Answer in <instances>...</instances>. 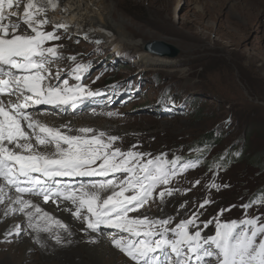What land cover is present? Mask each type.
<instances>
[{"label": "rangeland", "instance_id": "rangeland-1", "mask_svg": "<svg viewBox=\"0 0 264 264\" xmlns=\"http://www.w3.org/2000/svg\"><path fill=\"white\" fill-rule=\"evenodd\" d=\"M108 1L115 5L114 17L124 20L123 27L133 41H124L114 32L105 38L79 29L67 31L53 23L51 14L55 12L49 10L46 17L49 24L43 29L55 31L60 37L45 44L60 46L61 56L49 65L53 74L59 72V78L52 82L63 87L61 82L67 79L69 87L79 86L94 95L81 93L72 103L33 105L27 111H47L58 120L76 116L82 122H90L96 134L105 132V139L119 137L114 148L151 154L145 160L161 154L171 160L176 156L183 161L198 159L169 185L158 186L153 198L138 212L130 213L131 217H172L168 225L172 228L197 213L198 227L192 230H202V235L215 234L213 218L231 222L261 217L264 221V204L256 203L247 210L240 207L248 203V191L260 187L262 175H257L260 179L256 183L255 174L245 173L244 162L232 171L215 174L201 164L205 158L244 145L249 154L264 153V0ZM23 9L21 5V14ZM23 27L20 33L32 34ZM115 30L119 31L120 26ZM153 41L172 44L179 52L176 56L149 52L145 46ZM78 64L85 65L86 71L76 73ZM77 74L80 80L75 78ZM57 179L58 187L79 188L83 183L90 186L106 178L83 177L77 183L75 177ZM197 180L199 184L195 183ZM213 183L221 185L218 191L207 187ZM165 188L179 191L165 195L162 203L158 193ZM205 199L213 203L200 208ZM221 209L230 210L218 215ZM1 211L0 264H94L85 245L94 244L95 237L91 240L81 235L85 230L91 231L82 219L72 218L82 224L80 230L74 231L65 224L68 232L58 228L53 235L45 232L48 235H38L43 231L37 233L28 228L27 218L20 213H13V217L4 216ZM207 221L213 222L205 227L202 222ZM16 225L22 228L19 234L11 231L5 235ZM111 232L118 233L116 229L102 227L93 234L108 240L107 234ZM56 233L61 237L60 243L54 238ZM120 235L127 236L125 233L117 236ZM37 236H43L45 241L37 243L34 239ZM113 248L118 251V258L108 264L133 263ZM15 255H19L17 260ZM99 263L105 264V260L99 258ZM161 264H165L163 256Z\"/></svg>", "mask_w": 264, "mask_h": 264}, {"label": "snow or ice", "instance_id": "snow-or-ice-1", "mask_svg": "<svg viewBox=\"0 0 264 264\" xmlns=\"http://www.w3.org/2000/svg\"><path fill=\"white\" fill-rule=\"evenodd\" d=\"M21 4L24 5L22 14ZM48 6L55 9L56 0H0V204L9 201L3 214H23L28 228L36 232H51L53 224L67 231L65 224L54 220L26 196H42L44 203L63 199L75 205L74 211L68 210L75 218L82 219L92 232L104 227L127 234L113 236L111 242L133 264H161V256L165 264H264L261 217L231 222L213 218L215 234L202 235V230H192L198 227L197 213L172 228L168 227L172 217L149 219L129 215L143 208L158 186L169 185L178 174L193 167L182 157L167 160L163 158L166 154H161L145 160V156L151 154L114 148L119 137L105 139V132L96 134L89 127L70 135L27 111L33 105H66L79 99L81 93L94 95L79 86L69 87L67 79L61 82L63 87L52 82L59 78V72L53 74L49 65L61 54L60 46H45L49 41L60 39L55 31L43 30L49 21L40 17L46 15ZM14 18H19L32 34L20 33L21 23L13 22ZM82 71H86V66L78 64L75 72ZM75 78L80 80L81 76L77 74ZM72 177L106 179L79 188L57 186V178ZM207 187L218 191L221 185L213 183ZM174 191L179 189L160 191L161 202ZM109 192L102 198V193ZM210 203L213 201L205 199L199 207ZM256 203L264 204V193L240 207L247 210ZM229 210L221 209L218 215ZM212 222L202 223L206 227ZM11 231L19 234L21 229L17 225L5 235ZM54 238L57 243L61 242L58 234ZM36 242L40 243L39 236Z\"/></svg>", "mask_w": 264, "mask_h": 264}, {"label": "bare ground", "instance_id": "bare-ground-1", "mask_svg": "<svg viewBox=\"0 0 264 264\" xmlns=\"http://www.w3.org/2000/svg\"><path fill=\"white\" fill-rule=\"evenodd\" d=\"M115 11H116L115 5L113 4V2L110 3L108 0H99V1L97 0H61L59 7L54 11L55 12L54 14H51V16L55 19V21L53 22L55 25H58V26L61 24L65 25L66 27H63V28L66 29L67 31L77 32L79 29V30H83L85 33L89 35H93L95 37H105V38L111 37L113 34L112 32H114V34L117 35L118 38H121L124 41L126 40L133 41V38L131 37V35L125 30L126 28L123 27L124 20L121 18L120 20L115 19L114 17ZM48 14L49 13L46 12V15H42V16L46 18ZM14 22H20L21 27L25 26L22 23V21H19V18H14ZM117 26H120L119 31L115 30V27ZM103 31H105V34L102 33ZM146 58H149V57H146ZM70 112H72V110H70ZM31 113L35 114L37 119L43 122H47L49 126L60 127L61 131L67 132L70 135L79 134L78 129L80 128H83V127L91 128L90 122L89 123L87 121L82 122L81 120L75 118L76 116L74 117V116L68 115V116H65L62 120H58L55 117H53L51 114H49L47 111H39V112H31ZM83 119L84 118H82V120ZM65 125L67 127H63ZM0 183H2V181H0ZM86 184L87 183H83L82 185H86ZM11 194L12 193L9 192V195ZM105 194L106 196L108 195L107 193H104L102 194V198L105 197ZM26 198H30L34 204L38 205L42 209L43 212L49 213L54 220L62 221V223L64 224L71 225L72 230L74 231L80 230V225L82 224L73 222L72 218L74 216L72 215V212L68 210L69 208H71L73 211L75 210V205H72L70 201L59 199L57 200L56 203H53L51 200L48 203H44L43 198L39 196L29 195V196H26ZM8 203L9 201L5 200V204H0V208H1L0 210H2L1 211L2 215L5 212V205ZM11 206L16 207V205H11ZM29 210L32 211L34 209H29ZM84 211L86 212V210ZM11 214L9 215L13 216V213ZM21 215L24 218L26 217L23 214ZM26 223H27V219H26ZM58 228L60 227L53 224L52 231L45 232V233L53 235V233ZM85 231L81 235H86V238L89 237L91 240L93 239V237H95L94 244L85 245V247L88 248L87 255L90 257V259L93 261L94 264H101L99 263V258L104 259L105 264L111 263V261L114 262L115 259L118 258V251L115 248H113L114 245L111 242L112 239H110L113 236H117L118 235L117 232L108 233L107 234L108 238H106L108 240H101L102 238L100 239L99 237L94 236L93 234L94 232H91V231L85 232ZM48 234H44V232L42 234L38 233V235H48ZM36 238L37 237H35L34 239L36 240ZM39 239H40V242L45 241V238L43 236H40ZM18 258H19V255H15V259L17 260ZM124 264H133V263L125 261Z\"/></svg>", "mask_w": 264, "mask_h": 264}, {"label": "trees", "instance_id": "trees-1", "mask_svg": "<svg viewBox=\"0 0 264 264\" xmlns=\"http://www.w3.org/2000/svg\"><path fill=\"white\" fill-rule=\"evenodd\" d=\"M210 134L206 136L207 139H209ZM214 143V142H213ZM210 143V144H213ZM206 144V143H205ZM201 144H198L199 148L201 147ZM197 148V149H199ZM263 152H256L254 154H249L247 146L244 145L243 147H240L236 150H228L225 153H222L221 155H216L210 159L205 158L201 162L203 164L207 171H212L215 173L217 172H225V171H232L239 165L240 163L244 162L245 165V173L248 175L255 174V180L256 183L259 182V177L257 175H262L261 177L264 178V159H263ZM168 155H165L163 158L167 160H171V158H167ZM198 160V159H196ZM196 160L194 161H186L189 164H195ZM258 172V174H257ZM258 187V186H256ZM261 193H264V180L262 183H260V187L253 190L248 191L246 194L247 201L250 202L253 198L259 196Z\"/></svg>", "mask_w": 264, "mask_h": 264}, {"label": "water", "instance_id": "water-1", "mask_svg": "<svg viewBox=\"0 0 264 264\" xmlns=\"http://www.w3.org/2000/svg\"><path fill=\"white\" fill-rule=\"evenodd\" d=\"M145 49L160 56H176L179 52L178 48H176L174 45L164 41L148 42L145 46Z\"/></svg>", "mask_w": 264, "mask_h": 264}]
</instances>
